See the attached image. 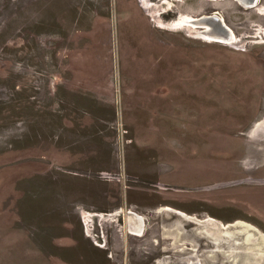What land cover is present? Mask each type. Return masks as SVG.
Listing matches in <instances>:
<instances>
[{
	"label": "rangeland",
	"instance_id": "rangeland-1",
	"mask_svg": "<svg viewBox=\"0 0 264 264\" xmlns=\"http://www.w3.org/2000/svg\"><path fill=\"white\" fill-rule=\"evenodd\" d=\"M246 4L0 0V264H264V0Z\"/></svg>",
	"mask_w": 264,
	"mask_h": 264
},
{
	"label": "bare ground",
	"instance_id": "bare-ground-1",
	"mask_svg": "<svg viewBox=\"0 0 264 264\" xmlns=\"http://www.w3.org/2000/svg\"><path fill=\"white\" fill-rule=\"evenodd\" d=\"M240 1V0H239ZM243 2H245V3H247V4H254V3H256L257 2V0H242ZM247 4H246V6H247ZM245 5V4H244ZM154 15V14H153ZM156 16V15H155ZM188 16V15H187ZM155 18V17H154ZM157 18H159V17H157ZM206 18L207 17H204V18H202V20H200L199 22H203V23H205V24H207L206 26V28H207V30L205 31L206 33H204V37H208V38H211V37H213V38H223L224 40H226V39H229V38H231V36H232V34H229V37H226L225 35L223 36V33H222V31H220V30H217V27H215V26H213V24H212V22H208V21H206ZM186 20L187 19H181V21H178V23L177 24H179V25H182V24H185V22H186ZM161 21V20H160ZM192 21V20H191ZM161 23V22H160ZM165 24V23H164ZM203 25V24H202ZM159 26H161V25H159ZM218 26V25H217ZM163 27V26H162ZM176 27V26H175ZM193 27V26H192ZM219 28V27H218ZM172 29V28H171ZM198 32V31H197ZM235 37V36H234ZM235 40V39H234ZM244 152V151H243ZM244 154V153H243ZM241 155L242 154H239L238 156H239V158L241 157ZM239 158H237V159H239ZM236 161V160H235ZM239 161V163H240V160H238ZM236 163H238V162H236ZM241 164V163H240ZM250 166V165H249ZM242 168V167H241ZM129 221L132 223V226L133 227H131V228H133L134 230H141V229H143L142 228V218L140 217V216H137L133 211L132 212H130V214H129ZM166 263V261H165V259H162V260H160L159 261V263L158 264H165Z\"/></svg>",
	"mask_w": 264,
	"mask_h": 264
},
{
	"label": "water",
	"instance_id": "water-1",
	"mask_svg": "<svg viewBox=\"0 0 264 264\" xmlns=\"http://www.w3.org/2000/svg\"><path fill=\"white\" fill-rule=\"evenodd\" d=\"M206 21H208V22H212V24H213V26H219V28L218 29H220V31H222L223 32V36L225 35L226 37H228L229 36V34H227V29H226V27L224 26V24L221 22V20H219L217 17H215V16H209V17H207L206 18ZM159 263V262H158ZM165 264H167V263H165Z\"/></svg>",
	"mask_w": 264,
	"mask_h": 264
},
{
	"label": "flooded vegetation",
	"instance_id": "flooded-vegetation-1",
	"mask_svg": "<svg viewBox=\"0 0 264 264\" xmlns=\"http://www.w3.org/2000/svg\"><path fill=\"white\" fill-rule=\"evenodd\" d=\"M205 17H206V16H205ZM207 17H208V16H207ZM206 25H207V24H206ZM216 27H217V30H220V29H218L219 26H216ZM222 33H223V32H222ZM161 260H162V259H161ZM159 261H160V260H159Z\"/></svg>",
	"mask_w": 264,
	"mask_h": 264
}]
</instances>
